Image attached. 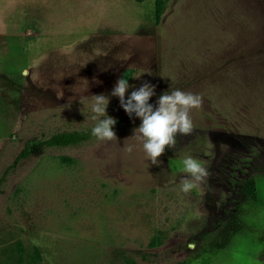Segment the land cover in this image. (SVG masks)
Masks as SVG:
<instances>
[{"label": "rangeland", "instance_id": "obj_1", "mask_svg": "<svg viewBox=\"0 0 264 264\" xmlns=\"http://www.w3.org/2000/svg\"><path fill=\"white\" fill-rule=\"evenodd\" d=\"M156 1L0 0V264H264V0H163L159 23ZM127 76L155 86L154 106L203 97L160 166L111 96ZM99 94L117 140L17 160L30 140L91 129ZM187 156L210 176L185 194Z\"/></svg>", "mask_w": 264, "mask_h": 264}, {"label": "clouds", "instance_id": "obj_2", "mask_svg": "<svg viewBox=\"0 0 264 264\" xmlns=\"http://www.w3.org/2000/svg\"><path fill=\"white\" fill-rule=\"evenodd\" d=\"M130 87L133 90L126 99L125 95ZM154 95L155 86L149 82L145 81L136 88L122 77L116 81L111 91V96L119 98L120 106L130 118L134 115L141 120L139 127L134 130V137L142 144L151 164L160 166L163 163L160 157L168 149L175 148L178 136L192 135V112L202 108L203 97L200 94L174 89L161 94L154 106L149 102ZM87 100L88 97H81L80 103L87 107ZM108 105L109 98L104 94L93 95L91 98L93 115L90 118L95 122L91 135L101 142L117 140L113 130L117 121L107 114ZM123 148L127 154H131L134 145H124ZM182 163V171L187 175L181 180L180 190L188 194L193 189L202 188L210 176L208 169L201 161L191 156L184 158Z\"/></svg>", "mask_w": 264, "mask_h": 264}, {"label": "trees", "instance_id": "obj_3", "mask_svg": "<svg viewBox=\"0 0 264 264\" xmlns=\"http://www.w3.org/2000/svg\"><path fill=\"white\" fill-rule=\"evenodd\" d=\"M163 5H164L163 0L156 1L155 18H156L157 23L160 22L161 14L163 13ZM124 79L128 80L129 77L128 76L124 77ZM91 129L62 131V132H57L53 134L52 136L45 138V139L30 140L27 147L23 148V150L21 151V154L17 157V160L28 158L31 155L39 154L42 148H45V147L75 146L78 144L89 142L90 140L96 139L95 137L91 135ZM7 172L4 174L2 178L6 177ZM245 191L248 196H255L256 194L255 179L253 178L248 179L246 186H245ZM133 264L135 263L133 262Z\"/></svg>", "mask_w": 264, "mask_h": 264}, {"label": "crops", "instance_id": "obj_4", "mask_svg": "<svg viewBox=\"0 0 264 264\" xmlns=\"http://www.w3.org/2000/svg\"><path fill=\"white\" fill-rule=\"evenodd\" d=\"M93 6V5H92Z\"/></svg>", "mask_w": 264, "mask_h": 264}]
</instances>
